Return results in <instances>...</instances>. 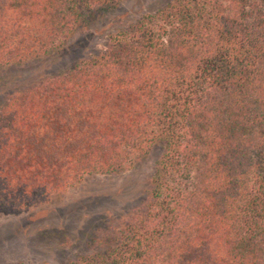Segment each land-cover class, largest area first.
I'll list each match as a JSON object with an SVG mask.
<instances>
[{
	"label": "trees",
	"instance_id": "1",
	"mask_svg": "<svg viewBox=\"0 0 264 264\" xmlns=\"http://www.w3.org/2000/svg\"><path fill=\"white\" fill-rule=\"evenodd\" d=\"M121 0H0V67ZM143 197L67 264H264V0H171L0 107V213L131 169Z\"/></svg>",
	"mask_w": 264,
	"mask_h": 264
},
{
	"label": "rangeland",
	"instance_id": "2",
	"mask_svg": "<svg viewBox=\"0 0 264 264\" xmlns=\"http://www.w3.org/2000/svg\"><path fill=\"white\" fill-rule=\"evenodd\" d=\"M170 1L121 0L115 10L72 35L60 51L0 67V107L10 95L64 71L73 61L102 48L108 34ZM159 153L155 146L128 171L86 177L42 205L0 213V264H67L84 253L99 224L139 203Z\"/></svg>",
	"mask_w": 264,
	"mask_h": 264
}]
</instances>
